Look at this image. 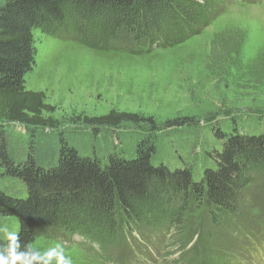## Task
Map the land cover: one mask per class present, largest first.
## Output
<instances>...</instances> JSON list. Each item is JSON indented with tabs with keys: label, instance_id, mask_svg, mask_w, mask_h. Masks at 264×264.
Wrapping results in <instances>:
<instances>
[{
	"label": "rangeland",
	"instance_id": "obj_1",
	"mask_svg": "<svg viewBox=\"0 0 264 264\" xmlns=\"http://www.w3.org/2000/svg\"><path fill=\"white\" fill-rule=\"evenodd\" d=\"M205 1L216 17L200 34L169 48L148 50L133 43L135 54L125 48V40L111 43V50L82 43L78 33L96 45L90 25L103 20L111 24L116 16L70 8L60 26L37 32L38 59L25 77V88L45 95V103L54 109L44 114L45 119L53 118L57 131L81 155L102 161L111 154L130 159L140 141L157 137L153 163L171 170L191 169L199 182L205 170L215 166L208 153L223 146L218 131L264 134V0ZM149 12L157 10L152 7ZM166 12L150 19L151 24L162 30V24H172ZM111 111L136 115L139 122L117 129L83 124L86 118ZM250 190L257 206L248 203L253 210L240 222L247 232L238 236L211 225L207 208L192 201L180 233L171 232L173 238L180 234L176 241L184 244L183 249L175 248L170 242L174 239L162 231L180 202L162 195L156 208L147 207V215L143 213V232L126 233L127 244L120 248H112L115 242L107 237L105 224L92 220L76 225L86 234L52 230L35 245L44 249L59 240L74 264H264V182Z\"/></svg>",
	"mask_w": 264,
	"mask_h": 264
},
{
	"label": "trees",
	"instance_id": "obj_2",
	"mask_svg": "<svg viewBox=\"0 0 264 264\" xmlns=\"http://www.w3.org/2000/svg\"><path fill=\"white\" fill-rule=\"evenodd\" d=\"M73 7L116 16L111 24L103 20L90 25L96 45L78 33L82 43L111 50V43L125 40L132 54L136 52L130 46L133 43L148 50L177 46L200 34L216 17L205 0H0V217L18 232L22 244H35L52 230L79 232L76 225L84 226L89 220L104 223L107 237L115 242L112 248L117 249L127 244V234L143 232L147 209L156 208L164 195L180 202L162 231L174 239L170 242L175 248L183 249L184 244L176 241L180 234L173 238L171 232L180 233L192 201L207 208L211 225L219 224L233 236L246 233L240 222L253 210L248 203L251 208L257 206L250 189L264 182V134L218 131L223 146L208 153L215 166L206 169L198 182L191 169L171 170L153 163L157 137L140 141L130 159L111 154L102 161L81 155L57 131L54 119H45L44 114L54 109L45 103L43 93L26 90L25 77L38 59L37 32L60 26ZM152 7L156 16L149 12ZM166 11L172 24H160L164 30L151 24L150 19L168 15ZM261 67L264 80V62ZM138 122L136 115L111 111L103 117L86 118L83 124L117 129Z\"/></svg>",
	"mask_w": 264,
	"mask_h": 264
},
{
	"label": "clouds",
	"instance_id": "obj_3",
	"mask_svg": "<svg viewBox=\"0 0 264 264\" xmlns=\"http://www.w3.org/2000/svg\"><path fill=\"white\" fill-rule=\"evenodd\" d=\"M0 264H74L63 243L54 241L40 249L33 243L22 244L19 234L12 231L3 217H0Z\"/></svg>",
	"mask_w": 264,
	"mask_h": 264
}]
</instances>
